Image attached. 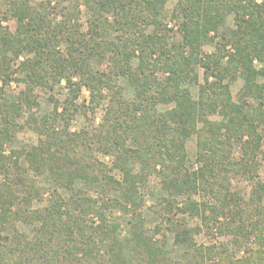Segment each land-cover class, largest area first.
Instances as JSON below:
<instances>
[{"label": "trees", "instance_id": "obj_1", "mask_svg": "<svg viewBox=\"0 0 264 264\" xmlns=\"http://www.w3.org/2000/svg\"><path fill=\"white\" fill-rule=\"evenodd\" d=\"M76 1V8L72 6L73 0L0 3V15L18 22L15 34L0 25V168L8 172L12 165L15 169L14 173L6 174V181L0 185V264H264V181L255 186L256 202L252 209H237L235 216L244 219L240 223H229L223 208H211L214 222L225 216V230L237 237V245L252 236L259 245L261 250L252 252L242 262L232 261L230 255L222 258L223 254L217 251L216 255L215 248H207V255L202 249L197 255L191 253L186 263L176 261V251H167V242L156 239L162 228L146 231L141 226V217L134 211L131 236L120 238L118 227L108 224L106 212L123 201L94 199L86 192L75 190L77 181L99 185L107 192H119L125 206L138 208L143 199L139 184L145 183L144 172L151 174L161 166L159 174L163 175L170 197L177 198L200 187L216 198L222 196L223 203L234 198L226 183L218 179L223 172L231 170L230 158L224 157L229 153L231 141L236 139L241 143L244 158L238 166L247 178H253L260 155L264 161V136L260 132L264 128V83L259 81L264 78V68L257 69L254 65L255 60L264 64V0L261 3L178 0L174 15L183 19L180 26L183 44H174L171 49L167 48V35L158 20V6L168 0ZM79 2L89 13L86 33L81 32L78 24ZM228 15L234 16L236 30L229 36L225 34L226 41L213 55H203L202 47L210 34L218 30ZM151 25L161 35L146 34L145 29ZM139 30L142 32L136 35ZM64 45L66 53L61 50ZM228 47L233 51H227ZM185 48L191 50L189 56L184 55ZM23 53L32 58L19 68L26 79H16L8 55L18 58ZM135 58L138 65L134 73L154 79L149 85L139 84L141 87L136 90L139 101L127 105L112 100L107 127L93 136L68 133V130L57 132L59 122L65 121L68 126L74 114L81 111L76 102L83 88L90 91L93 107L99 105L104 89L112 88L109 74L93 71L94 59L112 62L118 75L128 77ZM199 65L205 69V84L195 101L183 84L192 79ZM159 71L165 76L161 83L154 78ZM239 76L244 86L239 101H234L231 85ZM13 80L24 82L28 90L22 91L18 100L6 102L5 87ZM63 80L69 97L62 106L53 99L52 113L41 120L30 115L26 121L40 135L43 144L26 152L25 161L33 169L45 167L54 185L48 204L42 211H34L31 204L41 198L44 190L28 182L26 169L19 165L18 158L14 162L12 156L5 155L4 145L22 128L18 122L22 109L39 106L31 95L35 87L52 91ZM152 84L156 86L153 88ZM249 100L256 101L258 107L253 109ZM159 104L175 106L160 114L155 111ZM217 112L225 122L212 129L215 125L207 121L210 128L207 133H211L204 139V131H198L197 124ZM223 128L228 134L226 141L217 133ZM195 133L199 136L198 160L202 166L198 172L183 173L184 143ZM95 150L117 158V167L125 177L123 184L114 185L107 178L104 165L92 153ZM136 165L141 173L135 172ZM175 205L174 201H168L167 221L173 226L169 230L176 233L175 246L186 247L188 256L194 248L195 231L173 220ZM182 210L190 214L201 212L196 205ZM94 216L99 223L94 222ZM211 217H207V226L213 221ZM247 220L249 225L244 224ZM19 221L30 226L38 224L32 237L17 229L13 236L6 234ZM218 256L221 263L215 262Z\"/></svg>", "mask_w": 264, "mask_h": 264}, {"label": "rangeland", "instance_id": "obj_2", "mask_svg": "<svg viewBox=\"0 0 264 264\" xmlns=\"http://www.w3.org/2000/svg\"><path fill=\"white\" fill-rule=\"evenodd\" d=\"M9 0H0V3L7 4ZM47 0H36L38 3L46 2ZM78 1L73 0L72 6L76 8ZM79 6V10L81 11V15H79L78 24L81 25V32L86 33L88 31V20L89 13L86 7L82 2ZM178 3V0H168L164 4H159L158 6V20L161 23V29H165L163 31L165 35H167V48L171 49L172 45H181L182 34L180 32V26L183 21L182 17H175L174 10ZM258 3H261V0H258ZM67 3H64L66 5ZM69 5V4H68ZM4 8L6 6L3 5ZM51 17H53L51 15ZM61 16L58 17L57 22H59ZM77 22V21H76ZM0 25L8 29L11 34H15L18 27V22L15 18L9 17L8 19H4V16L0 15ZM146 30V34L161 35V31H158V28L154 27V25L150 26ZM236 30L235 20L233 15H228L222 25L218 28L216 32H212L210 34L209 41L202 47L203 55H213L217 51V47L222 45L225 40V34L229 36L232 31ZM142 30L138 31L136 35H139ZM120 33H117L119 35ZM66 45L61 47L62 53H66L65 50ZM227 51H233V48L228 47ZM191 50L189 48L184 49V55L189 56ZM138 55V53H137ZM11 59V68L15 70L16 79H26V74L19 71L21 63L26 61V59L32 58V55H28L27 53L21 54L18 58L12 56V54L8 55ZM131 67L133 71V75L131 73H127L128 77L121 76L117 74V68L113 66L112 62L100 59H94L92 61V69L94 72H104L109 74L110 85L112 88H105L103 91V98L99 101V105L93 107L90 105L91 93L88 89L83 88L82 93L77 100V106L81 108L75 116L72 117L70 124L67 126L65 121L59 122L56 126L57 132L61 133L62 131L68 130V133H87L92 136L96 133H99L100 130L103 131L104 127H107L106 124L110 121L111 117H109L108 113L110 107L112 105V100H117L118 102H122L124 104L131 105L136 102V90L140 88L141 85H149L154 81L148 78L139 77V75L135 74L134 71L138 65V58L133 59L131 62ZM254 65L257 69L264 68V64L260 63L258 60L254 61ZM130 75V76H129ZM164 75L161 71L156 72L154 78L157 79L158 82H162L164 80ZM205 69L202 65L196 67L195 73L192 76V79L185 82L183 84L184 88L189 89L193 99L198 101L199 99V91L200 87L205 84ZM213 81V78H211ZM261 83H264V78H259ZM2 86V83H0ZM156 85L152 84L154 88ZM244 86V81L241 76H239L235 83L231 85V93L234 98V101H239L241 91ZM28 90V87L24 84V82H17L13 80L7 87H5V101L11 102L18 100L20 93L22 91ZM31 94L36 98V103L39 106H34L32 109L24 107L21 111V116L18 119L22 128L16 132L13 139L11 141L6 142L4 145V152L7 157L12 156V161H17L19 165L26 169L25 177L28 182L34 184L37 188H40L43 191V195L41 198H36L33 200L31 204V210L34 211H42L44 207L48 204L50 200V195L53 190V184L51 182V178L48 170L43 168H31L28 166V163L25 161V154L32 150L35 147H41L43 144L40 135L35 132L32 128L26 125V121L30 118V115H34L39 120H41L45 115H49L53 112L55 104L52 101L53 99L62 104L69 97V90L66 86L65 80L61 82V84L56 85L52 91L46 90L41 87H35V90L32 91ZM251 102V106L253 109L258 107V103L253 100H249ZM60 106V110H61ZM174 104H159L157 105V109L155 111L160 114L167 113L172 108H174ZM205 122H199L197 124L198 131H204L202 135H204V139L207 137L210 128H207L208 123H212L215 125L212 129L217 128L218 124H223L225 119L218 112L214 115H208ZM224 119V120H223ZM175 128V125H172ZM216 132V130H214ZM262 135L264 136V128L260 130ZM221 135V140L226 141L228 139V134L226 130L223 128L219 130ZM218 135V134H217ZM197 133L191 135L185 140V166L183 169V173H192L198 172L201 168L202 164L199 163L198 160V141ZM207 139V138H206ZM98 144L96 145L97 148ZM132 147L131 145H129ZM95 148V149H96ZM228 149V148H227ZM229 153L225 158L229 157L231 162V170L227 173H222L218 178L221 183L228 186L230 193L234 198L227 199V203H223L221 197L216 198L211 195V193L207 192L206 189L198 188L197 190L182 196H178L177 198L170 197L167 189H165V183L163 180V175L159 174L161 171V166H158L157 171L150 173L144 172L146 176L145 183L142 186L139 184L140 190L142 192L143 199L140 202L138 208L135 206H125L124 200H122L119 192L111 191L107 192L100 187L99 185H89L82 181H77L75 183V190L83 191L89 194L94 199L104 198L106 201L110 200H119L121 203L119 205L114 206L113 208H109L106 212V219L108 224L115 225L118 227V237L120 238H128L131 236V230L133 227V219L134 214L133 211L137 213L139 217H141V226L148 232L155 231L156 228H162L160 233L156 236L157 240H165L167 242L166 250L167 251H176L174 258L176 261L187 262V259H191V253L196 254L200 249L205 251L207 255V248H215L214 251L216 253H222L223 257H227L230 255L232 261L242 262L245 259L251 257L252 252L260 251L259 245L256 243L254 237L252 236L250 240L244 241L241 245L236 244L237 237L232 236L230 233H227L225 230L226 218L224 215L219 216L218 221L214 222L215 219L211 217V208L219 207L223 208L224 213L227 215L228 222H237L243 221L240 215H236L237 209L238 211H249L252 209V205L256 202V195L254 193L255 186L257 182L264 181V161L262 156L260 155L257 158L256 172L253 175V178H247L246 174L241 171L242 168L239 167L243 162V151L241 143H239L236 139L231 141V145L229 148ZM262 150L264 151V142ZM93 155L104 165V169L107 178H110V181L114 182V185L123 184L124 183V173L117 167V158L113 154H106L103 152H93ZM95 153V154H94ZM14 155V157H13ZM227 159V158H226ZM135 172L141 173L140 166H135ZM5 172L0 168V185L6 181L7 173H14L15 169L11 165L10 169ZM245 174V176H244ZM250 176V175H249ZM106 178V179H107ZM222 184V185H223ZM60 191L65 195L66 191L60 189ZM175 202V209L173 210V215L175 218L173 219L178 224H185L187 228L194 230L193 241L194 248L192 252L186 256V251L188 250L186 247L175 246L176 244V233L170 231L173 226L170 222L167 221V204L168 201ZM230 202V203H229ZM239 204V208L234 204ZM223 203V204H222ZM200 208V214H190L189 212H182V209L195 207ZM263 207H264V199H263ZM207 217H211L213 221H209V226H207ZM206 218V219H205ZM94 222L99 223V219L94 216L92 218ZM245 225H249L248 220L244 221ZM35 227H38V224H34V226L27 225L23 221L16 222L13 225L12 229H9L6 234L13 236L15 231L21 232L25 234L27 237H32L35 233ZM212 227V228H211ZM173 229V228H172ZM235 237V239H234ZM221 254V255H222ZM216 255H218L216 253ZM220 255V254H219ZM220 255V256H221ZM196 257V256H195ZM225 261V260H224ZM226 260L225 262H227ZM215 262L221 263L219 260V256L215 258ZM232 263V262H231ZM224 263V264H231ZM240 264V263H238Z\"/></svg>", "mask_w": 264, "mask_h": 264}]
</instances>
